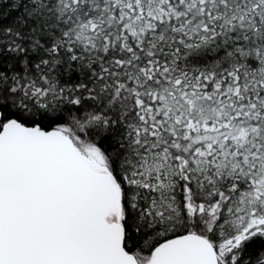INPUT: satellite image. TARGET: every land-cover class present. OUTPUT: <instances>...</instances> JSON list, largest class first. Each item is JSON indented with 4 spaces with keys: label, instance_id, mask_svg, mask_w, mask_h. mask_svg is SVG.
Returning <instances> with one entry per match:
<instances>
[{
    "label": "trees",
    "instance_id": "trees-1",
    "mask_svg": "<svg viewBox=\"0 0 264 264\" xmlns=\"http://www.w3.org/2000/svg\"><path fill=\"white\" fill-rule=\"evenodd\" d=\"M0 110L83 128L140 264L194 232L264 264L219 256L264 216V0H0Z\"/></svg>",
    "mask_w": 264,
    "mask_h": 264
},
{
    "label": "water",
    "instance_id": "water-1",
    "mask_svg": "<svg viewBox=\"0 0 264 264\" xmlns=\"http://www.w3.org/2000/svg\"><path fill=\"white\" fill-rule=\"evenodd\" d=\"M2 112L0 110V121ZM120 190L92 169L69 136L9 120L0 130V264H140L124 227L107 222ZM146 264H219L206 237L158 245Z\"/></svg>",
    "mask_w": 264,
    "mask_h": 264
},
{
    "label": "rangeland",
    "instance_id": "rangeland-1",
    "mask_svg": "<svg viewBox=\"0 0 264 264\" xmlns=\"http://www.w3.org/2000/svg\"><path fill=\"white\" fill-rule=\"evenodd\" d=\"M56 129L70 137L75 150L86 160V162L90 165V167H92L96 171L111 174V170L109 168L108 162L104 154L101 152V150L95 144L86 140V138H84L80 134L81 132L83 133V128L78 126L74 127L73 125H68V126L64 125V126H59ZM189 207L190 210L193 212L195 207L192 206L191 204L189 205ZM109 217L111 222H120V223L122 222L123 211L120 203V198L116 207V212L114 214H111ZM257 218L250 226V228L242 236H240L234 241L224 243L219 247L220 258L222 257L224 258L229 251L237 247L243 240H245L249 236L260 232L264 233V216H260L258 219ZM142 264H146V263H142Z\"/></svg>",
    "mask_w": 264,
    "mask_h": 264
},
{
    "label": "flooded vegetation",
    "instance_id": "flooded-vegetation-1",
    "mask_svg": "<svg viewBox=\"0 0 264 264\" xmlns=\"http://www.w3.org/2000/svg\"><path fill=\"white\" fill-rule=\"evenodd\" d=\"M118 202H119V200L116 202L114 210H108V211L104 214V219H105L107 222H109V223H111V221H110V217H109V216H110L111 214H114V213L116 212V207H117Z\"/></svg>",
    "mask_w": 264,
    "mask_h": 264
}]
</instances>
